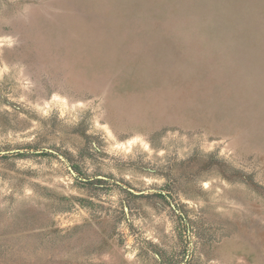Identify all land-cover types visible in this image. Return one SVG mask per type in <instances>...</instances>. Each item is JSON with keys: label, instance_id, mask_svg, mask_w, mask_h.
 <instances>
[{"label": "rangeland", "instance_id": "374dc122", "mask_svg": "<svg viewBox=\"0 0 264 264\" xmlns=\"http://www.w3.org/2000/svg\"><path fill=\"white\" fill-rule=\"evenodd\" d=\"M0 38V264H264V0H0Z\"/></svg>", "mask_w": 264, "mask_h": 264}, {"label": "clouds", "instance_id": "9594fccd", "mask_svg": "<svg viewBox=\"0 0 264 264\" xmlns=\"http://www.w3.org/2000/svg\"><path fill=\"white\" fill-rule=\"evenodd\" d=\"M8 46L11 47L12 43H14L11 38H7ZM5 41L3 38H0V48L4 47Z\"/></svg>", "mask_w": 264, "mask_h": 264}]
</instances>
